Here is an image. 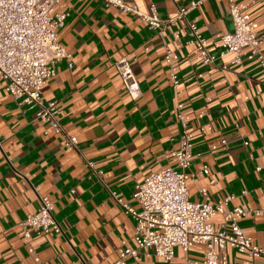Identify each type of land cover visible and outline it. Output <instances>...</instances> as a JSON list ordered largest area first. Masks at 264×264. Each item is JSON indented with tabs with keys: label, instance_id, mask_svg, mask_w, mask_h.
Listing matches in <instances>:
<instances>
[{
	"label": "crops",
	"instance_id": "0c3cea01",
	"mask_svg": "<svg viewBox=\"0 0 264 264\" xmlns=\"http://www.w3.org/2000/svg\"><path fill=\"white\" fill-rule=\"evenodd\" d=\"M125 1L142 12L154 5L163 19L191 1L198 5L185 19L152 29L103 0L60 1L56 12L66 16L57 40L70 58L57 62L41 97L56 102L57 118L78 139V150L64 147L36 118V108L19 104L5 90L7 81L0 76V264H114L123 242L133 247V219L112 193L136 207L135 186L174 165L177 105L193 135L194 176L186 181L190 200L234 196L227 208L264 204V69L249 49L238 62L229 53L202 65L196 45L187 43V22L209 41L233 30L229 0ZM233 1L252 20L264 55V0ZM165 47L172 50L170 63ZM208 50L219 52L211 44ZM122 57L139 84L136 98L115 68ZM87 161L102 173H94ZM203 166L208 175L198 173ZM38 195L51 200L61 231L25 238L18 223L37 210ZM211 222L216 231L229 230L224 213ZM238 224L254 244H264V216L240 217ZM148 252L140 250L126 264H203L204 245L193 244L187 252L175 247L167 262ZM218 264H264V256L248 259L225 247Z\"/></svg>",
	"mask_w": 264,
	"mask_h": 264
},
{
	"label": "built area",
	"instance_id": "2783aa9c",
	"mask_svg": "<svg viewBox=\"0 0 264 264\" xmlns=\"http://www.w3.org/2000/svg\"><path fill=\"white\" fill-rule=\"evenodd\" d=\"M61 0H0V76L5 79V90L19 104L36 108L35 116L48 126L49 131L61 138L64 147L78 150V139L68 133L59 122V109L56 102H44L42 87L55 74L56 64L62 59H69L70 53L58 42L57 34L63 25L66 14L56 12ZM107 5L130 13L156 29L185 19L189 10L198 5L191 1L187 7H179L173 18H160L154 5L149 12L140 11L136 4L125 0H103ZM176 1V0H172ZM229 14L233 30L211 41L203 37L198 27L187 22V43H194L200 55L202 65L213 64L226 54H233V62L240 60L243 49H249L256 55L264 69V55L260 52L259 39L249 15L241 12L238 5L229 0ZM218 47L217 55L211 54L208 45ZM172 50L165 47L164 59L171 61ZM69 67L72 64L68 63ZM118 75L132 98L140 95L136 76L126 57L115 63ZM172 86L178 85V78L171 75ZM177 105L176 120L180 124L179 146L171 152L174 165L149 173L135 186L132 197L136 207L124 202L112 193L125 214L133 219V247L125 242L117 249L114 264H126V259L137 258L140 250L146 251L167 262L174 256V248L181 247L187 252L190 246L204 245L203 264H218V252L230 247L248 259L264 256V244H254L250 236L244 233L238 219L245 216H264V204L260 207L235 205L227 208L234 196H226L217 201L190 200L186 181L194 176L190 171L192 161V131L184 112ZM48 131L46 130V133ZM248 141H243L247 145ZM94 173V162L86 163ZM259 170V167H256ZM198 173L208 175L209 167L203 166ZM206 189L203 188L202 192ZM243 190L241 194H245ZM264 197V188L261 192ZM39 206L34 213L27 214L18 223L21 235L29 238L33 235L59 233L60 226L52 213V202L45 195H38ZM217 213H224L229 221V230L216 231L211 218ZM182 264H191L185 261Z\"/></svg>",
	"mask_w": 264,
	"mask_h": 264
}]
</instances>
